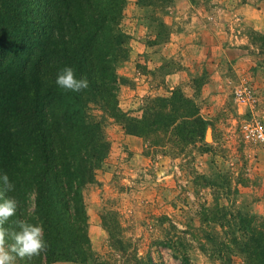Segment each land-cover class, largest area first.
Wrapping results in <instances>:
<instances>
[{
  "label": "rangeland",
  "instance_id": "rangeland-1",
  "mask_svg": "<svg viewBox=\"0 0 264 264\" xmlns=\"http://www.w3.org/2000/svg\"><path fill=\"white\" fill-rule=\"evenodd\" d=\"M122 28L130 40L120 109L139 118L148 99L178 89L210 127L185 159L171 144L155 154L108 119L110 152L84 192L93 251L111 264L150 254L166 264H184L183 255L246 264L239 242L264 219V146L243 137L244 125L264 123V0H127Z\"/></svg>",
  "mask_w": 264,
  "mask_h": 264
},
{
  "label": "trees",
  "instance_id": "trees-1",
  "mask_svg": "<svg viewBox=\"0 0 264 264\" xmlns=\"http://www.w3.org/2000/svg\"><path fill=\"white\" fill-rule=\"evenodd\" d=\"M126 5L127 0H0V192L17 202L4 227L15 228L17 220L40 225L47 245L15 264H111L92 249L84 197L110 152L108 119L149 142L155 154L165 155V144H171L187 159L189 147L205 142L210 122L197 101L178 89L148 99L139 118L120 109L118 68L128 58L130 40L122 28ZM65 67L77 79L86 77L88 89L59 88L55 81ZM5 174L13 185L8 192ZM216 210L221 218L233 216ZM261 220L239 242L246 264H264ZM182 261L191 264L187 255ZM134 264L166 263L150 254Z\"/></svg>",
  "mask_w": 264,
  "mask_h": 264
},
{
  "label": "clouds",
  "instance_id": "clouds-1",
  "mask_svg": "<svg viewBox=\"0 0 264 264\" xmlns=\"http://www.w3.org/2000/svg\"><path fill=\"white\" fill-rule=\"evenodd\" d=\"M56 85L69 92L80 93L89 87L86 77L77 79L73 68L65 67L57 75ZM4 192L11 191L13 185L9 182L7 174L3 175ZM0 264H15L16 258L31 260L41 252L46 251L44 230L40 225H33L24 220H17L15 228H5V223L16 214L17 202L4 199L0 192ZM18 229V230H16Z\"/></svg>",
  "mask_w": 264,
  "mask_h": 264
},
{
  "label": "built area",
  "instance_id": "built-area-1",
  "mask_svg": "<svg viewBox=\"0 0 264 264\" xmlns=\"http://www.w3.org/2000/svg\"><path fill=\"white\" fill-rule=\"evenodd\" d=\"M243 102L246 98H241ZM243 137L248 143H255L264 146V123L262 121H253L243 126Z\"/></svg>",
  "mask_w": 264,
  "mask_h": 264
},
{
  "label": "crops",
  "instance_id": "crops-1",
  "mask_svg": "<svg viewBox=\"0 0 264 264\" xmlns=\"http://www.w3.org/2000/svg\"><path fill=\"white\" fill-rule=\"evenodd\" d=\"M56 264H62V263H56ZM63 264H71V263H63Z\"/></svg>",
  "mask_w": 264,
  "mask_h": 264
}]
</instances>
